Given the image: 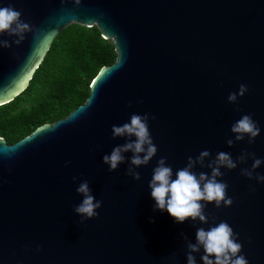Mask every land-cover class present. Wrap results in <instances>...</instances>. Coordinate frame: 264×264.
<instances>
[{
	"label": "water",
	"instance_id": "water-1",
	"mask_svg": "<svg viewBox=\"0 0 264 264\" xmlns=\"http://www.w3.org/2000/svg\"><path fill=\"white\" fill-rule=\"evenodd\" d=\"M21 12L30 31L0 48V105L29 84L65 27L96 25L117 59L101 69L85 103L9 144L0 137V264H186L185 240L197 227L226 221L248 264H264V183L240 174L251 159L221 169L233 203L204 209L208 222L173 223L153 209L148 181L159 157L175 170L201 150L264 158V0H0ZM243 83L248 91L227 101ZM148 112L157 152L126 175L131 153L112 172L101 158L125 142L111 126ZM251 114L261 128L228 146L230 125ZM65 161H68L67 165ZM193 171L210 169L197 164ZM255 172L264 174V163ZM76 176V182L72 177ZM88 180L98 215L83 222L75 188ZM254 186V191L249 186ZM39 246V251H36ZM202 251V250H201ZM201 253H193L197 264Z\"/></svg>",
	"mask_w": 264,
	"mask_h": 264
},
{
	"label": "clouds",
	"instance_id": "clouds-1",
	"mask_svg": "<svg viewBox=\"0 0 264 264\" xmlns=\"http://www.w3.org/2000/svg\"><path fill=\"white\" fill-rule=\"evenodd\" d=\"M78 2V0H77ZM21 12L15 9L12 4L0 6V35L15 37L13 44H20L25 39V33L30 31L27 22L21 20ZM10 47L8 39H0V48ZM248 91V86L241 83L237 91L229 92L227 101L236 103L237 98L243 96ZM155 117L145 112L143 114L132 113L129 119L119 125L111 126V136L113 138H124L125 142L112 147L109 153L102 156V163L107 165L109 172L118 168L119 164L125 160L124 153H131L128 158L129 167L126 175L134 180L140 179V173L136 169L142 165H147L157 152V146L149 131V120ZM230 132L234 135L226 139L225 143L232 146L235 141L244 140L247 137L249 144L253 143L261 128L251 114H242L239 119L230 125ZM210 153L207 149L201 150L195 157L188 156L186 164L175 170L166 163V157L161 156L156 161L152 169V175L148 181L149 195L153 200V209L160 212L167 211L173 218V223L180 224L186 220L195 224L208 222L204 209L208 203L214 207H229L233 203L231 196L227 195V183L219 179L224 175L221 169L232 170L239 162L248 159L252 160L249 167L240 168V174L249 180H255L256 184L264 183V174L255 172L264 158L257 157L252 152L241 151L235 158L231 153L218 151L215 157L205 163V158ZM68 161H65L67 165ZM199 164L201 167L210 169V172H195L194 167ZM76 182L77 177H72ZM254 191V186H249ZM76 193L82 196L79 204L73 207V211L78 214L83 222L98 215L97 209L101 207V201L96 199L89 187L88 180H81L75 188ZM238 233L226 221H219L209 225L207 229L197 227L195 230V242L185 240L187 251L186 264H197L193 253H201L202 264H248V260L241 251L242 245L238 240ZM202 250V251H201ZM36 251H39L37 246Z\"/></svg>",
	"mask_w": 264,
	"mask_h": 264
},
{
	"label": "trees",
	"instance_id": "trees-1",
	"mask_svg": "<svg viewBox=\"0 0 264 264\" xmlns=\"http://www.w3.org/2000/svg\"><path fill=\"white\" fill-rule=\"evenodd\" d=\"M117 59L113 40L100 29L72 23L52 42L28 86L0 105V137L13 144L36 128L68 116L86 102L90 86Z\"/></svg>",
	"mask_w": 264,
	"mask_h": 264
}]
</instances>
